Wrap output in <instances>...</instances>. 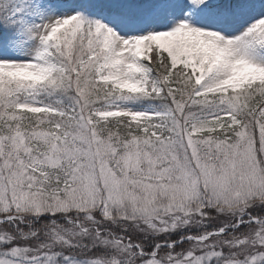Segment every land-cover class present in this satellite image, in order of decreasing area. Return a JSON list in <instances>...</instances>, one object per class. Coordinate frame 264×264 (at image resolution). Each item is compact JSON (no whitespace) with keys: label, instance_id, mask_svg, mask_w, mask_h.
<instances>
[{"label":"snow or ice","instance_id":"snow-or-ice-1","mask_svg":"<svg viewBox=\"0 0 264 264\" xmlns=\"http://www.w3.org/2000/svg\"><path fill=\"white\" fill-rule=\"evenodd\" d=\"M0 264H264V0H0Z\"/></svg>","mask_w":264,"mask_h":264}]
</instances>
